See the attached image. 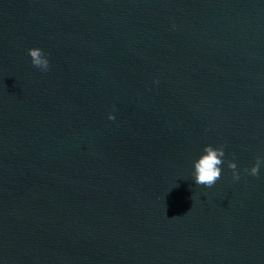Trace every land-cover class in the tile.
Listing matches in <instances>:
<instances>
[{
	"label": "water",
	"instance_id": "obj_1",
	"mask_svg": "<svg viewBox=\"0 0 264 264\" xmlns=\"http://www.w3.org/2000/svg\"><path fill=\"white\" fill-rule=\"evenodd\" d=\"M0 264H264V0H62L0 67Z\"/></svg>",
	"mask_w": 264,
	"mask_h": 264
},
{
	"label": "clouds",
	"instance_id": "obj_2",
	"mask_svg": "<svg viewBox=\"0 0 264 264\" xmlns=\"http://www.w3.org/2000/svg\"><path fill=\"white\" fill-rule=\"evenodd\" d=\"M30 57V63L42 71H47L49 67L48 55L39 47H31L27 50ZM108 119L113 120L115 116L112 112L108 113ZM224 157L223 146L204 145L200 155L193 160V181L196 185L211 187L221 176V167ZM261 158L257 157L256 162L246 169L249 174L255 176L261 166ZM228 168L233 170V179H239V174L236 172V164L234 161H228Z\"/></svg>",
	"mask_w": 264,
	"mask_h": 264
}]
</instances>
